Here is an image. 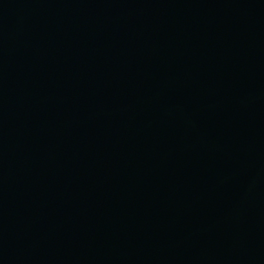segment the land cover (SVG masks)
Wrapping results in <instances>:
<instances>
[{
  "label": "water",
  "instance_id": "obj_1",
  "mask_svg": "<svg viewBox=\"0 0 264 264\" xmlns=\"http://www.w3.org/2000/svg\"><path fill=\"white\" fill-rule=\"evenodd\" d=\"M0 264H264V0H0Z\"/></svg>",
  "mask_w": 264,
  "mask_h": 264
}]
</instances>
